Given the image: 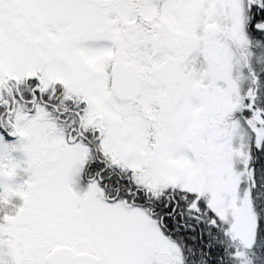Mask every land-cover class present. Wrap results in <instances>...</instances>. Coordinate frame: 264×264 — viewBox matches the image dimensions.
Returning a JSON list of instances; mask_svg holds the SVG:
<instances>
[{
  "label": "snow or ice",
  "instance_id": "snow-or-ice-1",
  "mask_svg": "<svg viewBox=\"0 0 264 264\" xmlns=\"http://www.w3.org/2000/svg\"><path fill=\"white\" fill-rule=\"evenodd\" d=\"M0 264H264V0H0Z\"/></svg>",
  "mask_w": 264,
  "mask_h": 264
}]
</instances>
